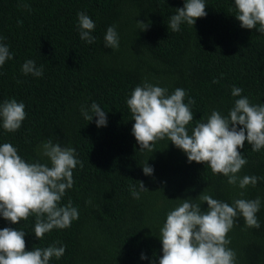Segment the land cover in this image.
Listing matches in <instances>:
<instances>
[{
    "label": "trees",
    "instance_id": "obj_1",
    "mask_svg": "<svg viewBox=\"0 0 264 264\" xmlns=\"http://www.w3.org/2000/svg\"><path fill=\"white\" fill-rule=\"evenodd\" d=\"M185 0H0V36L13 59L0 67V103L16 99L27 113L21 128L8 133L0 123V145L11 143L28 162L41 160L38 146L48 139L76 149L83 162L73 170L69 200L79 218L69 228L53 229L39 240L35 216L12 224L0 215V229L26 232V250L65 246V254L49 264H159L163 255L159 230L167 213L182 199L202 203L205 191L230 205L244 191L246 199H261L257 213L260 228L247 227L235 218L228 245L235 264H264V180L241 190L227 177L214 175L203 163H189L186 154L169 140L157 141L152 151H141L132 134L135 123L127 99L145 80L168 89L187 92L195 99L194 120L213 110L227 116L242 88L253 104H264V34L245 29L234 16V0H205V17L180 31H169L170 17ZM30 6V9L29 7ZM94 22L92 44L79 36L78 12ZM149 24L147 30L137 24ZM115 25L119 48L104 46L109 26ZM27 60L43 65V75H25ZM214 81H218L214 83ZM96 102L107 115V126L85 120L81 107ZM89 114L92 113L89 111ZM248 163L239 176L264 177V149L252 151L245 142L238 149ZM154 169L145 175L143 166ZM140 181L148 191H140ZM135 186L140 198L133 197ZM208 205H201L206 211ZM58 242V243H57ZM147 259H141V255Z\"/></svg>",
    "mask_w": 264,
    "mask_h": 264
},
{
    "label": "clouds",
    "instance_id": "obj_2",
    "mask_svg": "<svg viewBox=\"0 0 264 264\" xmlns=\"http://www.w3.org/2000/svg\"><path fill=\"white\" fill-rule=\"evenodd\" d=\"M234 3V16L240 26L258 29L264 34V0H234ZM206 15L205 0H185L184 6L177 8L176 14L170 17L169 31H180L181 24L185 22L195 25L198 18ZM77 17L80 39L94 43L95 37L91 33L96 27L95 22L82 11L77 13ZM137 24L142 31L149 26L142 21H137ZM3 40L4 37L0 36V67L13 59ZM104 46L119 48L115 25L107 28ZM21 71L25 75L40 77L43 65L37 67L35 61L27 60ZM242 92V88L233 86L232 96L239 98L227 116L213 110L206 120H197L189 132L188 126L194 120L192 106L195 99L189 97L185 103L188 94L184 89L176 88L169 93L167 88L145 80L127 99L135 121L132 134L141 151H152L157 141L167 139L186 154L189 163L205 164L214 175L227 177L230 186H238L241 190L249 185L255 187L264 177L238 175L248 163L238 149H243L246 141L254 152L264 149V104H253ZM81 113L88 121L98 117L97 127L107 126V115L96 102L90 105V109L82 106ZM26 115L23 102L12 98L0 103V123L8 133L18 131ZM38 154L46 160L28 162L11 143L0 145V215L12 224H20L34 215V234L41 240L53 229L69 228L79 218L78 208L71 200L66 205L60 202L66 190L74 185L73 170L77 165L82 168L83 162L77 158L75 148L69 145L61 147L52 139L38 146ZM142 168L145 175L154 172L148 163ZM139 188L140 191H148L142 181ZM130 191L134 198H140L135 186ZM239 196L241 198L234 199L231 205L205 191L198 197L202 203H194L192 198L182 199V203L167 213L159 230L163 251L159 264H235L236 253L228 247L231 241L227 238L235 218L240 215L247 227L260 228L257 213L261 199L243 198L244 191ZM204 202L208 205L206 211L201 209ZM25 235L26 232L19 229H0V264H49L53 257L60 259L65 254V246L58 247L56 243L26 250ZM141 259H147V256L142 254Z\"/></svg>",
    "mask_w": 264,
    "mask_h": 264
}]
</instances>
